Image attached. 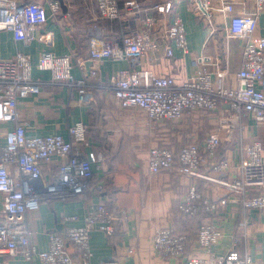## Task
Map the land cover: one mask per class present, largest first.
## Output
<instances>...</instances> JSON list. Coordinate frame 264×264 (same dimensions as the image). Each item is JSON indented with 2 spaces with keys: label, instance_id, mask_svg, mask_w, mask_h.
I'll return each mask as SVG.
<instances>
[{
  "label": "built area",
  "instance_id": "1",
  "mask_svg": "<svg viewBox=\"0 0 264 264\" xmlns=\"http://www.w3.org/2000/svg\"><path fill=\"white\" fill-rule=\"evenodd\" d=\"M195 13L207 23L213 20L211 0H190ZM218 11L230 17L229 34L245 41L243 61L237 73L235 88H216L212 73L198 69L202 59H194L196 72L176 81L171 75L157 74L150 69H137L142 57L159 48L154 29L156 18L148 15L141 20L138 31L126 34L121 47L96 44L98 33L91 40L88 73L76 77L74 62L68 55L45 51L36 67L51 73V83L66 88L71 98L77 96L81 105L89 104L96 89L112 92L124 109H135L157 125L179 122L196 113H218L217 128L207 134L204 144L189 142L179 153L165 146L150 149L147 166L151 175L174 171L188 181L179 198L178 211L182 216H194L201 207L210 222H204L197 231L196 247L187 255L188 237L176 233L171 226L158 227L152 237L157 255L163 259L186 257L187 264H254L246 249L239 250V240L250 233L251 213L264 212V137L247 139L245 119H252L264 127V36H256L258 19L264 12V0H253V10L235 14L238 0H221ZM153 4L159 14H172L174 3L163 0H145ZM98 17L119 20L124 8L138 12L140 3L128 0H95ZM61 9L58 1L48 5L37 1L0 0V31L12 33L15 41L29 46L34 41L52 43L51 34L41 33L51 15ZM97 30V28H94ZM93 29V30H94ZM98 31V30H97ZM166 56L174 55V48L189 52L185 24L180 15L172 18L165 33ZM169 41V42H168ZM128 61V69L117 71L109 79L100 78L102 62ZM35 65L31 56L19 51L10 59L0 57V123H13L12 130L0 132L5 145L0 150V255L20 256L34 264H74L67 248L72 243L82 256V264H93L90 245L95 231L113 237L116 224L126 223L128 210L115 214L102 201L90 202L81 226H71L66 235L48 233V248L41 250L33 241L29 216L37 212L43 202L83 197L104 190L103 182L95 173L105 162L103 153H88L87 125L83 121L67 127L68 139L62 134L28 135L27 124L19 113L18 103L41 92L43 80L34 78ZM224 79V72L216 73ZM238 137V162L219 156L223 142L221 132ZM204 184L210 194L203 195ZM217 192L218 195L213 193ZM229 204L242 211V218L231 236L229 248L215 253L214 246L225 235L216 221L220 220ZM65 221H78L79 216H65ZM133 252V249H129ZM99 264H119L117 260Z\"/></svg>",
  "mask_w": 264,
  "mask_h": 264
},
{
  "label": "crops",
  "instance_id": "2",
  "mask_svg": "<svg viewBox=\"0 0 264 264\" xmlns=\"http://www.w3.org/2000/svg\"><path fill=\"white\" fill-rule=\"evenodd\" d=\"M34 1L47 6L50 0ZM125 1L128 0H120L122 7ZM137 1L141 8L138 12L124 8L121 19L107 20L98 17L95 0H64L65 8L61 6L56 15H51L49 11V20L41 32L51 34V44L36 40L26 46L23 42L15 41L11 32L0 31V57L10 59L19 51L29 54L35 65L34 78L44 82L39 94L31 95L18 103L17 109L27 124L28 135L62 134L68 139L67 127L83 121L87 125L88 153L101 152L105 156L102 167L95 169L99 182H103V191H94L83 197L43 202L37 212L30 214V226L33 230V241L39 249L46 250L48 233L56 232L65 236L69 227L83 224V215L91 201L102 200L115 214L128 210L130 218L126 223L116 224L115 235L111 238L99 231L91 234L93 264L113 259L119 264H187L186 257L167 260L157 255L152 242L155 230L158 227L171 226L176 233L188 234V255L196 247L195 230L212 218L205 212L197 220L183 218L177 206L188 181L174 171L151 175L147 159L154 146L169 147L176 154L189 142L202 146L207 134L217 128L218 113H196L176 123L166 121L157 125L138 110L122 108L112 92L101 89L94 91L89 104L81 105L77 102V96L71 98L66 88L51 83L50 72L40 71L36 67L41 53L50 51L56 55L71 57L74 62V75L83 77L92 65L91 40L95 33H98L96 44L99 48L104 42L121 47L124 35L138 31L142 18L153 15L156 18L154 33L159 48L146 53L136 65L137 69H150L157 74L171 75L180 82L196 72L192 61L202 59L198 69L212 73L216 88L237 87V73L242 65L245 41L229 34L230 17L218 11L223 5L221 0H211L214 9L211 23L196 15L195 5L190 0H163L174 3L172 14H159L152 8L153 4L145 0ZM253 7V0H238L234 13L252 11ZM175 15H180L184 21L189 52L184 54L174 48V55L168 57L165 53L168 45L165 33ZM255 35L264 36V12L258 19ZM130 67L128 61L106 59L102 62L99 76L107 80L117 71ZM221 70L224 72L222 80L216 76ZM244 123L247 126L245 138L264 137V127L252 119H245ZM13 127V123H0V132L12 130ZM221 136L223 142L219 156H226L234 164L237 163V135L227 136L222 131ZM129 141L135 144L134 150H126L124 143ZM142 143L150 148H147L148 152L138 154L135 149ZM4 145L5 139L0 137V150ZM200 190L203 195L210 194L204 184L200 185ZM213 194L218 195L217 192ZM71 215L79 216V220H64L65 216ZM241 218L242 211L229 204L220 220L216 221L222 227L225 237L214 246L215 253H222L229 248L231 236ZM249 229L246 244L242 238L239 240V250L243 252L246 249L254 264H264V212L251 213ZM67 248L73 263L82 264V256L72 243L67 242ZM129 249H133V252H129ZM0 264L32 263L20 256L0 255ZM34 264H38V260Z\"/></svg>",
  "mask_w": 264,
  "mask_h": 264
},
{
  "label": "rangeland",
  "instance_id": "3",
  "mask_svg": "<svg viewBox=\"0 0 264 264\" xmlns=\"http://www.w3.org/2000/svg\"><path fill=\"white\" fill-rule=\"evenodd\" d=\"M140 112L143 113V111H140ZM142 141H143V139H142ZM124 145H125L126 150H134V148H135V144L132 143L131 141L125 142ZM147 148L149 150V148H150L149 145L147 146V145L142 143V144H140L138 149H135V152L138 154H144L145 152H148Z\"/></svg>",
  "mask_w": 264,
  "mask_h": 264
},
{
  "label": "trees",
  "instance_id": "4",
  "mask_svg": "<svg viewBox=\"0 0 264 264\" xmlns=\"http://www.w3.org/2000/svg\"><path fill=\"white\" fill-rule=\"evenodd\" d=\"M30 1H34V0H30ZM37 2H39V1H37ZM168 148H169V147H168ZM201 214L205 215L203 209L200 207V209L198 210V212H197L196 215H194V216H182V217L185 218V219H187V220H194V219L197 220L199 217H201ZM201 225H202V224H201ZM201 225H199V226L197 227L198 229L195 230V232H194L195 234H197V231L199 230V228L201 227ZM178 234H185V235L188 236V234H186V233L178 232ZM188 237H189V236H188Z\"/></svg>",
  "mask_w": 264,
  "mask_h": 264
},
{
  "label": "water",
  "instance_id": "5",
  "mask_svg": "<svg viewBox=\"0 0 264 264\" xmlns=\"http://www.w3.org/2000/svg\"><path fill=\"white\" fill-rule=\"evenodd\" d=\"M55 1H58V2L61 4V6H62L63 8H65L64 0H55Z\"/></svg>",
  "mask_w": 264,
  "mask_h": 264
}]
</instances>
